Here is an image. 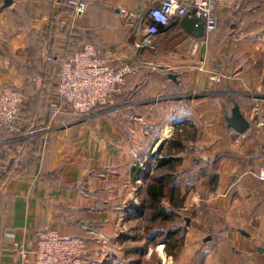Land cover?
<instances>
[{"label":"crops","instance_id":"crops-1","mask_svg":"<svg viewBox=\"0 0 264 264\" xmlns=\"http://www.w3.org/2000/svg\"><path fill=\"white\" fill-rule=\"evenodd\" d=\"M162 1L12 0L5 7L0 0V85L15 86L25 97L16 132L0 131V264H23L15 247L33 252L36 234L46 228L87 239L86 264H128L109 251L116 244L110 229L121 224L118 199L126 198L132 208L139 203L144 175L134 169L155 161L170 131L188 120L203 133L194 155L220 161L214 190L195 182L187 205L191 252H184L183 262L264 264V2L223 0L217 31L196 41L188 54L163 49L179 30L178 20L156 34L161 50L141 46L139 51L161 53L169 61L161 66L177 76V82L167 77L155 83V90L150 85L152 94L168 93L156 104L144 101L141 109L121 107L107 115L101 111L81 124L70 123L66 110H59L55 72L44 68L55 67L69 46L80 48L85 40L93 41L87 44L102 58L137 68L130 49L133 31ZM78 4L84 13L75 18ZM130 77L122 90L130 86ZM187 97L191 100L184 106ZM231 98L251 122L243 135L225 121ZM260 102L261 109L255 108ZM161 124V134L166 127L169 134L157 150L154 137ZM31 146V156L24 159ZM192 163L193 154L184 155L180 170Z\"/></svg>","mask_w":264,"mask_h":264},{"label":"built area","instance_id":"built-area-1","mask_svg":"<svg viewBox=\"0 0 264 264\" xmlns=\"http://www.w3.org/2000/svg\"><path fill=\"white\" fill-rule=\"evenodd\" d=\"M222 1L163 0L150 8L149 20L142 27L156 35L171 27L175 20L196 17L204 21L206 38L218 29V8ZM83 13L84 5L78 4L75 18ZM55 67L57 100L73 109L75 114L86 115H90L95 107L108 104L112 96L122 90L127 76L135 68L102 58L93 44H86L73 56L66 51L56 58ZM24 98L23 91L15 86L0 85V131L12 128L19 121ZM260 176L264 178V169ZM96 236L102 242H108L104 234L97 233ZM14 250L23 264H86L90 243L85 238L65 236L56 229L46 228L36 234L33 252L23 245Z\"/></svg>","mask_w":264,"mask_h":264},{"label":"trees","instance_id":"trees-1","mask_svg":"<svg viewBox=\"0 0 264 264\" xmlns=\"http://www.w3.org/2000/svg\"><path fill=\"white\" fill-rule=\"evenodd\" d=\"M261 1L264 2V0ZM85 41L86 42H84L80 48L72 49V47L69 46L67 49L68 55H75L82 51L87 43L93 42L90 40ZM46 69H52L51 71L53 73L55 72L54 65L44 68V71H46ZM167 77L169 78V75H167ZM56 89L57 84L54 85L55 93ZM133 94L134 93H131V95ZM131 95H129V97H124V102L117 103L116 106H123L130 103ZM122 96L123 95H120L119 92H116L113 95V100L117 101V99ZM190 100L191 98L187 97L183 99V102L187 103L190 102ZM234 100L236 99L231 98L228 102V108H230L229 112H231L233 108ZM57 101L59 102V110L68 108L67 113L71 112L75 114L73 109L69 108L65 103L60 100ZM236 101L238 102V100ZM34 104L38 105L37 103ZM105 106H107V104L97 106L92 112L105 110ZM77 116H86V114L79 113ZM181 123L184 124H178L175 127V132L168 141L166 148L155 161L148 163L144 170H141L139 166H136V169H134L136 174L142 172L144 175V193L136 209V213H139L146 223L143 238L147 241V244H151L153 247L164 244L168 256L173 257L175 261L178 260L183 252L182 245L185 236L178 238L181 225L168 228L169 230L163 226L171 224L182 217L191 199L192 191L196 188L195 182L202 181L209 185L211 190L215 189L218 181V175L215 173V170L220 161L219 157H215L205 162L201 155H194L197 151L196 141L201 139L202 132L190 120ZM17 124L18 122H16L12 128H7L6 133L14 134ZM158 138L159 131L154 137L155 143H158ZM16 151L19 152L20 150ZM191 154H193L192 165L187 169L180 170L183 166L184 155L188 156ZM194 169L196 170L194 171ZM192 170L194 171L193 174L191 173ZM135 250L139 254H143L147 251V248L138 247L135 248Z\"/></svg>","mask_w":264,"mask_h":264},{"label":"rangeland","instance_id":"rangeland-1","mask_svg":"<svg viewBox=\"0 0 264 264\" xmlns=\"http://www.w3.org/2000/svg\"><path fill=\"white\" fill-rule=\"evenodd\" d=\"M134 60L136 61V67L137 68H134L132 70V72L129 74L131 76L129 79L130 80L129 81L130 86L126 87V89L123 88V90L121 92H119V94L123 95V96L121 98H118L117 101L116 100L114 101L113 96H112V98L108 102L107 106H105V110H102V111H106L105 115L110 114V113H115L116 110L121 108V107L126 108V107L134 106L135 109H138V108L141 109L140 105H142V103L144 101H155V104H156L157 102L160 101V99L168 96V93H165V92L152 94V92H150L148 90H150V85H152L153 90H155L154 89L155 83H161L162 81L167 80V75H168L167 72L164 69L163 70L159 69V66L169 64V61H167L164 57H161V53H159L157 51H153V50H152V52H149L146 50L145 51H139L138 58L134 57ZM141 62H144L145 65H143V68L138 69V64H141ZM157 81H159V82H157ZM132 91L133 92H137V91L141 92L142 91L145 93H141L140 97H137V96L131 95ZM129 95H131L130 103L123 105V106H116L117 103L124 102V97H129ZM261 104H263V103L260 102L257 105V107L255 106V108L261 109ZM185 105H187V104L184 103V106ZM252 108H253V106H252ZM64 109L66 110L65 117H67L68 121L72 124H81V123H85V122L88 123V121H90L93 118L98 116V115L96 116V114L101 112V111L97 110V111L92 112L90 115L77 116L78 114L75 115L71 112L67 113L68 108H64ZM125 119L126 118H124V120ZM154 124H155V122H154ZM162 124L160 125L161 127L157 125V129H158L157 131H159V134H161L163 131V130H161L163 128ZM183 124L184 123H181V122L179 123V125H183ZM172 127H171V130H172ZM173 133H171V131H170V135H168L166 138L167 141H169L171 139V137L173 136ZM202 136H203V133H202ZM163 142H164V140L161 141V143L158 142L159 145L157 146V150H160L159 147ZM165 148L166 147L163 148L162 152L164 151ZM33 149H34V147L31 146L27 150V152H25L24 159H27L29 156H31V152H33ZM15 152L17 153V151H15ZM159 152L160 151H158V153ZM162 152H161V154H162ZM142 186H143V183L141 184V186H139V187H141V190H142V192H141V190L139 191V192H141V194L139 196V203H140V200H141L142 195L144 193V188H142ZM144 187H145V184H144ZM134 198L136 200L135 195L132 196V199H134ZM125 199L126 198H124V201H123V198L118 199V202H123V204L120 203V205L117 207L119 210V211H117V212H119V213H117L118 214L117 217H118V220L121 221V224L119 225V228H117V229L116 228L110 229V233H111L110 236L111 235L114 236L115 240H116L115 246L113 245L109 249L111 254H119L120 256H122L121 257L122 260L125 259L128 261V264H162L161 257L159 256V253H160V255L164 258L163 264H181L183 262L182 256L184 255V252L186 251L188 255L191 252V242H190V240H186L187 238L190 239V237H191V234H190L191 233L190 227H191V222H192V220H191V217H192L191 209H189V207H186L181 218L177 219L176 221H174L171 224H167V225L163 226L167 230H169L168 228H171V227L174 228V226L181 225V231H180V234L178 235V238L185 236L184 240H183V245H182L183 252L181 253V256H179L178 260L175 261L173 259V257L168 256L167 252L165 251V245L164 244L158 245L156 247L151 246V244H147V241L144 240V238H143L144 233H145L146 223L144 222V220L142 219L140 214L136 213V209L138 208L139 203L138 202L136 203V201H135V203H134L135 205L133 206L134 208H132L129 205L130 203L125 202ZM186 218H187V220H186ZM161 227H162V225H161ZM186 241H187V244H186ZM138 247H145V248H147V251L144 252L143 254H139L135 250V248H138ZM156 248L159 251V253L156 250ZM94 250H95V248L93 247L91 249V253H94ZM167 257H169V260H170L168 263H167ZM97 264H99V263H97ZM105 264H107V262H105ZM122 264H125L124 261ZM183 264H189V263L183 262Z\"/></svg>","mask_w":264,"mask_h":264},{"label":"water","instance_id":"water-1","mask_svg":"<svg viewBox=\"0 0 264 264\" xmlns=\"http://www.w3.org/2000/svg\"><path fill=\"white\" fill-rule=\"evenodd\" d=\"M5 7H9L12 5V0H4ZM177 27L179 30L174 32L169 36L164 44L163 49L169 50L170 52H179L181 54H188L190 53L191 48L193 47L194 43L200 39L205 37V24L201 18L196 17H189L186 16L181 18L177 22ZM143 43L147 44V47H152L153 49H160V42L156 35H153L146 31V34L143 36ZM140 48L137 47L136 49V57L138 58ZM159 69L163 70V66H159ZM169 78L175 82H177V76L174 74H169ZM234 105L231 110V113L228 112L224 113L225 121L227 126L230 129H233L239 135H243L247 133L251 128L250 120L243 114L239 103L234 100ZM166 143V140L160 145ZM159 148V149H160Z\"/></svg>","mask_w":264,"mask_h":264},{"label":"bare ground","instance_id":"bare-ground-1","mask_svg":"<svg viewBox=\"0 0 264 264\" xmlns=\"http://www.w3.org/2000/svg\"><path fill=\"white\" fill-rule=\"evenodd\" d=\"M138 21H140V20H138ZM145 34H146V30H145L144 27H142L141 24L140 25H137L135 27V30L133 31V34H132L133 39H132V41L130 43V49L135 54V56H136V49H137V47L140 48L141 46H144L145 47L147 45V44H145V43L142 42L143 41V36ZM150 48H152V47H150ZM166 129L168 130L169 128H166ZM167 130L163 134H161V137L159 138L160 140L158 141L159 143L161 142V140H163L162 138H164L165 136H167V134H169V132Z\"/></svg>","mask_w":264,"mask_h":264}]
</instances>
